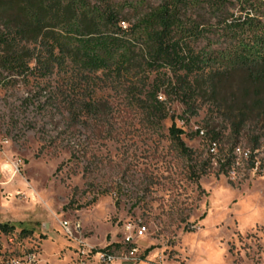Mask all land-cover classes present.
Wrapping results in <instances>:
<instances>
[{
  "label": "rangeland",
  "instance_id": "rangeland-1",
  "mask_svg": "<svg viewBox=\"0 0 264 264\" xmlns=\"http://www.w3.org/2000/svg\"><path fill=\"white\" fill-rule=\"evenodd\" d=\"M107 1L128 26L164 0ZM213 1L191 0L183 12L187 25H200L189 39L197 51L221 61L242 40L264 37V29L225 30V20L246 13L264 26V0ZM36 88L32 76L0 69V222L15 225L11 234L0 232V264H26L32 251L38 254L32 264H75V242L62 219L80 220L96 249L119 241L125 223L142 221L148 232L138 241L139 264H264L262 125H249L238 141L251 152V138L261 136L256 167L240 156L222 173L219 151L229 147L230 127L203 95L190 114L177 95L161 92L168 117L159 122L106 87L96 95L97 115L74 122L67 112L42 106ZM173 124L184 130L190 155L171 138ZM214 127L224 135L216 155L197 133ZM22 228L32 234L20 236Z\"/></svg>",
  "mask_w": 264,
  "mask_h": 264
},
{
  "label": "trees",
  "instance_id": "trees-1",
  "mask_svg": "<svg viewBox=\"0 0 264 264\" xmlns=\"http://www.w3.org/2000/svg\"><path fill=\"white\" fill-rule=\"evenodd\" d=\"M190 1L164 0L138 24L123 26L128 20L107 0H0V69L32 76L42 106L67 112L74 122L82 115H97L101 101L96 95L106 87L125 93L159 122L168 117L161 92L177 95L190 114H196L195 99L203 95L230 127L229 147L221 148L218 157L220 171L228 173L247 127L264 128V37L242 40L229 58L212 61L190 45L200 27L183 20ZM263 27L248 13L244 19L225 20L231 34ZM169 131L179 149L190 155L184 130L173 124ZM223 137L214 127L204 138L209 146H218ZM260 138H251V168ZM14 231L15 225L0 222L1 233ZM31 234L21 229L20 236Z\"/></svg>",
  "mask_w": 264,
  "mask_h": 264
},
{
  "label": "built area",
  "instance_id": "built-area-1",
  "mask_svg": "<svg viewBox=\"0 0 264 264\" xmlns=\"http://www.w3.org/2000/svg\"><path fill=\"white\" fill-rule=\"evenodd\" d=\"M199 135L205 137V130L200 129ZM210 151L216 155L217 146H210ZM234 155L236 159L240 156L249 159L250 151L235 149ZM15 169L18 170L17 165H15ZM60 224L68 238L75 242V264H139L137 256L141 254L142 249L138 241L143 240L148 232V227L142 221L125 223L121 239L116 243H112L110 247L103 249H96L87 243L80 220L62 219ZM37 255L34 252L29 253L25 257V263H35Z\"/></svg>",
  "mask_w": 264,
  "mask_h": 264
},
{
  "label": "bare ground",
  "instance_id": "bare-ground-1",
  "mask_svg": "<svg viewBox=\"0 0 264 264\" xmlns=\"http://www.w3.org/2000/svg\"><path fill=\"white\" fill-rule=\"evenodd\" d=\"M214 146H215V144H214Z\"/></svg>",
  "mask_w": 264,
  "mask_h": 264
}]
</instances>
